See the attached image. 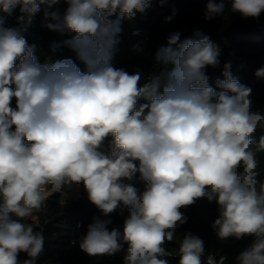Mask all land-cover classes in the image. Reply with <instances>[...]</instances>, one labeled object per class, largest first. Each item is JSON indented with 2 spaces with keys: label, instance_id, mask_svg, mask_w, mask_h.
Returning a JSON list of instances; mask_svg holds the SVG:
<instances>
[{
  "label": "clouds",
  "instance_id": "9594fccd",
  "mask_svg": "<svg viewBox=\"0 0 264 264\" xmlns=\"http://www.w3.org/2000/svg\"><path fill=\"white\" fill-rule=\"evenodd\" d=\"M63 2L61 13L49 11L60 0H0L3 14L19 7L20 25L7 27L0 15V264H36L45 242L35 230L38 215L73 184L83 185L101 213L79 244L89 256L123 251V264H169L165 244L187 222L182 209L207 198L218 205V238H252L235 264H264L257 156L264 135L250 147L255 131H264V112L252 110V88L233 75L230 62L223 79L209 83L207 68L219 66L221 49L199 29L183 40L179 31L167 35L153 56L160 71L145 76L115 67L122 20L145 14L152 0ZM42 6L45 27L68 37L53 42L52 51L67 47L75 60L40 62L22 34ZM227 10L259 19L264 0H232ZM225 13L223 0H208L204 19ZM255 76L264 79V66ZM137 175L146 182L142 192L125 182ZM115 212L124 216L122 230L109 228ZM178 254V264H224L213 254L202 262L204 241L192 232L179 240Z\"/></svg>",
  "mask_w": 264,
  "mask_h": 264
},
{
  "label": "trees",
  "instance_id": "16d2710c",
  "mask_svg": "<svg viewBox=\"0 0 264 264\" xmlns=\"http://www.w3.org/2000/svg\"><path fill=\"white\" fill-rule=\"evenodd\" d=\"M215 2H221V0H215ZM223 2L226 6L225 16L206 21L204 10L208 0H165L163 5L160 0H152V7L145 14L138 13L135 19L122 20V32L112 61L114 66L123 68L129 73L139 69L145 76L160 71L164 66L156 65L153 56L159 45L166 41L167 35L170 32L179 31L182 33L181 40H183L191 37L193 32L199 29L221 49L219 66L207 68L209 83L215 87V79H223V66L230 62L233 75L239 79L240 83L252 88V110L264 112V79H258L255 76L256 70L264 66V13L259 19H242L238 14H231L227 10L232 0H223ZM66 7L63 0H60V3L54 5L49 11L58 9L63 13ZM43 11L42 6L41 11L27 26V30L22 33L30 44L36 45L37 58L40 62L63 58L75 60V54L67 47L57 52L52 51L50 46L53 42L68 37L45 27L48 21L45 20ZM0 15L4 16L5 26H20L17 21L19 7L10 16L2 12ZM168 16L173 18L166 22ZM134 32L139 34L134 35ZM135 45H140L143 51H135ZM76 62L80 64L79 61ZM80 67L83 69L82 64ZM143 83L144 80L141 81V84ZM143 102L145 101L142 98L139 103ZM262 135L264 131L260 129L255 131L252 136L253 144L250 146L252 149ZM110 140L111 138H108L105 142V151L109 153ZM257 156L260 161L261 178L264 179V153H257ZM125 182L131 183L140 192L146 187V182L141 180L139 175L133 181ZM182 211L188 217L187 222L177 229L176 239L165 244L166 250L170 253L166 257L169 264H178L179 240L187 232H192L203 239L205 254L202 262L209 254H213L217 260L223 258L224 264H235V257L247 249L252 242L251 237L243 239L229 237L223 240L217 237L212 228L213 222L219 217L218 205L214 201L209 202L207 198H201ZM99 215L101 213L89 201L85 190L80 197L66 200H63L62 195L54 194L48 200V210L38 215L39 225L35 230L43 231L45 242L44 250L37 258L36 264H123V251L114 256L97 257L87 255L79 247L81 238L86 234L87 226L92 222L93 217ZM110 219L112 220L110 229L113 227L123 229L124 216L115 212L111 214ZM26 222L31 223L30 220ZM26 258V254H20L21 261Z\"/></svg>",
  "mask_w": 264,
  "mask_h": 264
},
{
  "label": "rangeland",
  "instance_id": "374dc122",
  "mask_svg": "<svg viewBox=\"0 0 264 264\" xmlns=\"http://www.w3.org/2000/svg\"><path fill=\"white\" fill-rule=\"evenodd\" d=\"M65 191V194L62 195L61 193H55V194H60L62 195L63 197V200H66V199H70V198H73V197H80L83 192H84V189L81 185H75L73 184L71 186V188H67L64 190Z\"/></svg>",
  "mask_w": 264,
  "mask_h": 264
}]
</instances>
